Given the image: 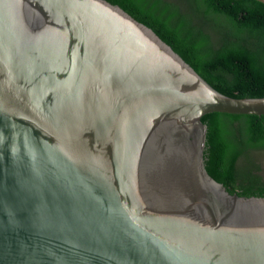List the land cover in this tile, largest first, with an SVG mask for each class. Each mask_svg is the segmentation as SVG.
Here are the masks:
<instances>
[{"label": "water", "instance_id": "1", "mask_svg": "<svg viewBox=\"0 0 264 264\" xmlns=\"http://www.w3.org/2000/svg\"><path fill=\"white\" fill-rule=\"evenodd\" d=\"M210 113L264 98L105 0H0V264H264V197L204 169Z\"/></svg>", "mask_w": 264, "mask_h": 264}, {"label": "trees", "instance_id": "2", "mask_svg": "<svg viewBox=\"0 0 264 264\" xmlns=\"http://www.w3.org/2000/svg\"><path fill=\"white\" fill-rule=\"evenodd\" d=\"M150 28L220 94L264 98V4L255 0H105ZM204 169L229 194L264 197L255 154L264 116L210 113Z\"/></svg>", "mask_w": 264, "mask_h": 264}, {"label": "rangeland", "instance_id": "3", "mask_svg": "<svg viewBox=\"0 0 264 264\" xmlns=\"http://www.w3.org/2000/svg\"><path fill=\"white\" fill-rule=\"evenodd\" d=\"M255 162L259 167V175L264 176V152L255 154Z\"/></svg>", "mask_w": 264, "mask_h": 264}]
</instances>
